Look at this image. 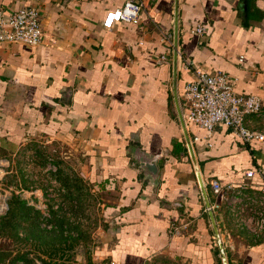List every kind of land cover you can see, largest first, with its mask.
I'll use <instances>...</instances> for the list:
<instances>
[{
  "label": "crops",
  "instance_id": "obj_1",
  "mask_svg": "<svg viewBox=\"0 0 264 264\" xmlns=\"http://www.w3.org/2000/svg\"><path fill=\"white\" fill-rule=\"evenodd\" d=\"M125 1L0 0L5 11L36 7L43 31L39 45L0 43V151L40 138L83 150L88 182L105 198L109 226L94 255L103 264H221L173 104L172 49L161 40L172 37L174 0H142L135 21L104 29L106 12ZM176 2L178 54L233 76L235 92L264 104V0ZM196 25L198 36L189 32ZM161 53L168 60L155 62ZM176 71L179 103L189 76ZM248 119L264 132V116ZM185 130L226 264H264V238L241 228L208 186L217 181L229 197L247 182L258 197L262 177L244 173L264 172V138L246 144L225 127ZM131 146L155 154L156 185Z\"/></svg>",
  "mask_w": 264,
  "mask_h": 264
},
{
  "label": "rangeland",
  "instance_id": "obj_2",
  "mask_svg": "<svg viewBox=\"0 0 264 264\" xmlns=\"http://www.w3.org/2000/svg\"><path fill=\"white\" fill-rule=\"evenodd\" d=\"M86 168L83 150L60 139L0 151V264H103L105 198Z\"/></svg>",
  "mask_w": 264,
  "mask_h": 264
},
{
  "label": "built area",
  "instance_id": "obj_3",
  "mask_svg": "<svg viewBox=\"0 0 264 264\" xmlns=\"http://www.w3.org/2000/svg\"><path fill=\"white\" fill-rule=\"evenodd\" d=\"M143 5L142 0H126L120 7L106 12L101 26L104 29H110L118 21L133 22L137 19ZM189 32L198 36L204 32V29L196 25ZM42 39L43 31L36 7L30 5L6 11L0 8V43L35 46L41 44ZM161 40L172 49L171 33H164ZM176 52L177 70L189 76L183 85L179 101L184 125H195L205 130L207 134L215 128L225 127L237 140L246 144L263 140L264 132L257 127H252L248 119L250 115L264 116L262 99L255 95L235 92L233 76L218 70L200 69L191 58L179 55L177 48ZM167 60L165 53L155 58L157 63ZM254 174L262 177V181L258 184L260 192L258 197L245 192L251 187L247 182H242L229 197L225 196V188L223 189L217 181H209L208 186L216 200H223L229 204L241 228L256 237L264 238V172L259 169L248 170L244 173V177L248 179ZM210 207L209 204V209ZM3 209H5V203L1 201L0 213ZM178 231V227L172 228L173 233Z\"/></svg>",
  "mask_w": 264,
  "mask_h": 264
},
{
  "label": "water",
  "instance_id": "obj_4",
  "mask_svg": "<svg viewBox=\"0 0 264 264\" xmlns=\"http://www.w3.org/2000/svg\"><path fill=\"white\" fill-rule=\"evenodd\" d=\"M176 8H177V2L176 0H174V6H173V27H172V60H171V78H172V96H173V104L175 107V112H176V116H177V120L179 122V125L181 127L182 130V134H183V138L185 141V145L187 148V152L189 154L191 163L193 165L194 168V172H195V176H196V180H197V184L199 187V190L201 192L203 201H204V205L206 207V212L209 216L210 219V224H211V228L213 230V234H214V238L216 240L218 249H219V253H220V260H221V264H226V259H225V255L222 249V245L219 241V237L217 235V230L213 221V217L211 214V210L209 209V202L207 200L206 194H205V190L202 184V181L200 179L196 164H195V160H194V156H193V152L190 146V142L185 130V125L182 119V114H181V110L179 107V103H178V99H177V94H176V89H175V80H176V67H177V52H176V48H177V15H176ZM132 160L134 161V163L138 166V168L140 169L143 178L147 181V183L150 186H154L156 185V177H157V172H158V167L157 164L155 162V154L152 153H147L143 150H140L139 147L137 146H131L130 147V151H129Z\"/></svg>",
  "mask_w": 264,
  "mask_h": 264
},
{
  "label": "trees",
  "instance_id": "obj_5",
  "mask_svg": "<svg viewBox=\"0 0 264 264\" xmlns=\"http://www.w3.org/2000/svg\"><path fill=\"white\" fill-rule=\"evenodd\" d=\"M59 233H61V231H59ZM60 235H61V234H60ZM32 236H33V235H32ZM56 238H57V237H56V234H55V236H54V237H51V240H52V241H55V240H56ZM58 239H59V238H58ZM64 239H66V238H64Z\"/></svg>",
  "mask_w": 264,
  "mask_h": 264
}]
</instances>
